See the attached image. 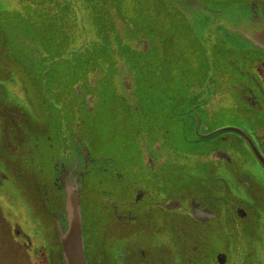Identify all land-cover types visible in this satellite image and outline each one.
I'll return each instance as SVG.
<instances>
[{
	"label": "water",
	"instance_id": "water-1",
	"mask_svg": "<svg viewBox=\"0 0 264 264\" xmlns=\"http://www.w3.org/2000/svg\"><path fill=\"white\" fill-rule=\"evenodd\" d=\"M260 64L264 0H1L0 178L40 223L47 264H122L126 237L145 235L144 206H126L149 164L156 194L233 175L250 152L264 166L246 130L264 127ZM161 153L178 161L155 190Z\"/></svg>",
	"mask_w": 264,
	"mask_h": 264
},
{
	"label": "flooded vegetation",
	"instance_id": "flooded-vegetation-1",
	"mask_svg": "<svg viewBox=\"0 0 264 264\" xmlns=\"http://www.w3.org/2000/svg\"><path fill=\"white\" fill-rule=\"evenodd\" d=\"M255 72L264 87V65H258ZM246 130L264 157V127L250 125ZM177 161L160 154L155 190L159 181L173 174ZM240 164L233 175L221 166L211 172L213 176L166 180L157 194L150 193L147 180L154 164L142 169L126 211L131 214L136 205L144 206L149 219L144 217L139 222L142 232L134 234L147 236L137 241L126 237L119 254L122 264H264V166L252 152ZM196 181L202 194L188 198L185 188ZM11 189L0 187V197L12 200ZM193 207H198L196 213Z\"/></svg>",
	"mask_w": 264,
	"mask_h": 264
},
{
	"label": "rangeland",
	"instance_id": "rangeland-1",
	"mask_svg": "<svg viewBox=\"0 0 264 264\" xmlns=\"http://www.w3.org/2000/svg\"><path fill=\"white\" fill-rule=\"evenodd\" d=\"M10 80L3 84L9 98L26 105L28 101L21 84ZM0 187L12 190V200L0 197V264H42L40 258L46 242L40 223L33 219L14 185L0 178Z\"/></svg>",
	"mask_w": 264,
	"mask_h": 264
},
{
	"label": "trees",
	"instance_id": "trees-1",
	"mask_svg": "<svg viewBox=\"0 0 264 264\" xmlns=\"http://www.w3.org/2000/svg\"><path fill=\"white\" fill-rule=\"evenodd\" d=\"M42 264H46V261H45V259H44V255H42Z\"/></svg>",
	"mask_w": 264,
	"mask_h": 264
}]
</instances>
